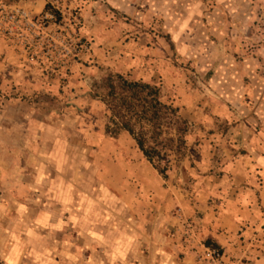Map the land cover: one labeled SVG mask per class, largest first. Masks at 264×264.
Instances as JSON below:
<instances>
[{
	"label": "rangeland",
	"instance_id": "1",
	"mask_svg": "<svg viewBox=\"0 0 264 264\" xmlns=\"http://www.w3.org/2000/svg\"><path fill=\"white\" fill-rule=\"evenodd\" d=\"M12 6L32 25L7 21ZM108 73L161 86L163 100L193 125L186 158L167 181L136 157L126 134L105 132V108L90 92ZM30 120L65 132L84 183L107 165V151H127L112 156L117 220L154 223L164 212L187 226L199 204L217 200L223 177L246 187L243 165L264 154V0H0V152L18 153L17 136L1 127ZM124 159L142 162L148 185L134 169L121 187ZM8 162L0 153V164ZM254 175L264 181L263 171Z\"/></svg>",
	"mask_w": 264,
	"mask_h": 264
},
{
	"label": "crops",
	"instance_id": "2",
	"mask_svg": "<svg viewBox=\"0 0 264 264\" xmlns=\"http://www.w3.org/2000/svg\"><path fill=\"white\" fill-rule=\"evenodd\" d=\"M28 126L1 127L17 136L18 153L0 152L11 159L0 164V264H201L206 238L220 247L225 263L264 264V181L254 175L264 172V154L243 165L246 187L223 177L217 200L199 204L201 214L193 219L188 211L187 226L180 225L179 215L164 212L154 223L152 216L135 223L125 214L116 219L121 208L113 192L112 156L126 150L107 151V165L84 183L83 165L65 132L47 120H30ZM136 157H142L139 151ZM141 164L132 167L124 159L123 189L134 169L138 182L148 185Z\"/></svg>",
	"mask_w": 264,
	"mask_h": 264
},
{
	"label": "trees",
	"instance_id": "3",
	"mask_svg": "<svg viewBox=\"0 0 264 264\" xmlns=\"http://www.w3.org/2000/svg\"><path fill=\"white\" fill-rule=\"evenodd\" d=\"M91 87L92 99L105 108V132L111 137L126 133L145 161L167 181L173 164L186 158V137L193 125L163 100L161 86L108 73ZM203 245L222 252L211 238Z\"/></svg>",
	"mask_w": 264,
	"mask_h": 264
},
{
	"label": "built area",
	"instance_id": "4",
	"mask_svg": "<svg viewBox=\"0 0 264 264\" xmlns=\"http://www.w3.org/2000/svg\"><path fill=\"white\" fill-rule=\"evenodd\" d=\"M17 6L10 7L12 12L6 16L5 19L10 23H14L18 20L24 21L26 24H31L28 15L22 10L16 9ZM32 25V24H31ZM201 264H228L224 262V256L222 252L214 249L204 248L201 256L198 259Z\"/></svg>",
	"mask_w": 264,
	"mask_h": 264
}]
</instances>
